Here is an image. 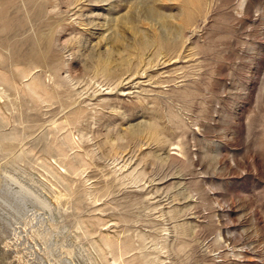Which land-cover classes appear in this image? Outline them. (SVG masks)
I'll return each instance as SVG.
<instances>
[{"label": "rangeland", "instance_id": "rangeland-1", "mask_svg": "<svg viewBox=\"0 0 264 264\" xmlns=\"http://www.w3.org/2000/svg\"><path fill=\"white\" fill-rule=\"evenodd\" d=\"M0 264H264V0H0Z\"/></svg>", "mask_w": 264, "mask_h": 264}, {"label": "bare ground", "instance_id": "bare-ground-1", "mask_svg": "<svg viewBox=\"0 0 264 264\" xmlns=\"http://www.w3.org/2000/svg\"><path fill=\"white\" fill-rule=\"evenodd\" d=\"M142 77H139V80L137 81L138 83H140V84H144V80H142L141 79ZM126 79V78H125ZM130 79V78H129ZM128 79V80H129ZM134 81H136V80H134ZM126 82V81H125ZM149 84V83H148ZM131 86H132V83H131Z\"/></svg>", "mask_w": 264, "mask_h": 264}]
</instances>
